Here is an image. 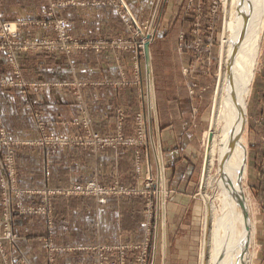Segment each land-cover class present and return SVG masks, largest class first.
<instances>
[{"label": "rangeland", "instance_id": "1", "mask_svg": "<svg viewBox=\"0 0 264 264\" xmlns=\"http://www.w3.org/2000/svg\"><path fill=\"white\" fill-rule=\"evenodd\" d=\"M111 25L119 31L100 29ZM223 31L222 0H0V264H209L216 192L206 132ZM101 52H128L133 77L122 82L141 83L127 128L118 113L116 128L99 131L73 82L95 70ZM35 88L54 90L55 100L72 89L79 109L70 129L49 123L27 97L16 99ZM56 108L49 115L61 114ZM246 108L248 264H259L263 195L252 191L250 154L264 153V33ZM177 117L183 133L195 132L199 153L185 185L170 176L182 169L165 159ZM163 126L172 127L167 143ZM70 149L88 168L63 169ZM107 149L124 159L120 177L102 181L89 166Z\"/></svg>", "mask_w": 264, "mask_h": 264}, {"label": "bare ground", "instance_id": "2", "mask_svg": "<svg viewBox=\"0 0 264 264\" xmlns=\"http://www.w3.org/2000/svg\"><path fill=\"white\" fill-rule=\"evenodd\" d=\"M222 3L223 44L206 132L212 139L208 145V166L210 170L215 166L209 180L216 192L208 259L209 264H248L247 248L254 227L243 189L247 162L246 104L264 33V0H222ZM148 85L153 107L151 76Z\"/></svg>", "mask_w": 264, "mask_h": 264}, {"label": "crops", "instance_id": "3", "mask_svg": "<svg viewBox=\"0 0 264 264\" xmlns=\"http://www.w3.org/2000/svg\"><path fill=\"white\" fill-rule=\"evenodd\" d=\"M135 1L136 0H126V2L131 5H134ZM99 27H101V25ZM100 29L105 33L119 31L117 30V25L102 26ZM128 58V52L120 53L116 57L111 55L109 52H101L100 54H96L94 56L97 67L93 72L90 71L82 73V75L74 78L73 82L76 81L82 84V86H80L79 94L81 98L86 101V110L93 113L94 126L99 129V131L104 132L105 130H113V128H116L118 113L125 114L124 127L127 128V126H131L133 113L138 111L140 104L139 99L141 96V83L132 85V83L127 84L122 82L126 81L124 78L132 80L133 77ZM77 64L81 67L82 64H86V66L90 68L89 63L82 59L79 60ZM53 91L54 90L50 88H35L29 89L26 94H23L19 90L16 91V99L27 97L29 101L31 100L33 102L34 109L42 112L45 119L50 121L49 123L62 126L67 124L68 126L65 127L70 129V123L73 120V117H76L79 109V106L76 104L75 93L73 95L72 89L70 88L63 89L59 92L60 98H57L56 101L53 96ZM4 94L9 93L4 92ZM55 107L60 108L59 110L57 108L56 109L58 111L61 110L59 113L62 115L58 114L57 117L49 115L50 111L55 109ZM177 120L179 121L177 123L179 126H175L173 130L175 145L168 149V154H166L167 156L165 155V159L169 162L168 167L173 168L175 166L180 170L182 169V171L175 170V172L172 170V174L170 172V176L173 177V180L175 178L177 182H181L183 180L182 184L185 185V181L189 178V176L192 177V174L193 177L196 176L195 170L197 169V163L199 162V153L197 151V147L192 145L193 140L195 139V132L192 133V131H187L183 133L182 125L184 120L182 117H177L174 121ZM162 129V139L167 143L168 141H165L164 132H167L168 129L172 130V127L165 130L166 128L163 126ZM70 151L72 150L70 149L69 152ZM79 151L81 152L82 150ZM63 154V159L66 162L63 169L65 168L66 170H71L72 168H77L82 170L88 168V166H86L87 164L82 162L80 155H76L71 152L69 155L65 152ZM74 155L79 160L77 159L74 161L72 159ZM263 155L264 153L262 156ZM262 156L259 152L258 154H255L254 152L250 154V176L252 181L251 187L253 188L252 191H254V185H256L255 188L257 189L258 195H263V198L259 199L257 202L259 203V208L264 210V186L262 184L264 182V170L262 171L261 168L259 169L256 166V161L260 160ZM123 159L124 155L119 157L118 153L107 149L104 152H98L95 154L93 165L90 164L91 166H89V168H93L95 177L102 181L105 180L102 178L120 177L118 167ZM178 196L181 197V200H183L182 195ZM260 223H264V215L260 217ZM261 237L262 234L259 236L260 246L262 248L260 252L259 264H264V241H262Z\"/></svg>", "mask_w": 264, "mask_h": 264}, {"label": "water", "instance_id": "4", "mask_svg": "<svg viewBox=\"0 0 264 264\" xmlns=\"http://www.w3.org/2000/svg\"><path fill=\"white\" fill-rule=\"evenodd\" d=\"M144 50H145V53L148 55V44L147 43H144ZM147 64H148V56H147Z\"/></svg>", "mask_w": 264, "mask_h": 264}]
</instances>
